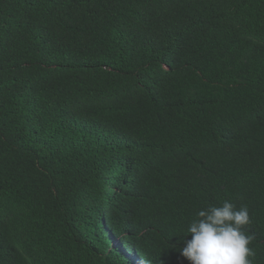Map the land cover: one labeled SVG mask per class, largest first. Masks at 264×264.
<instances>
[{"label":"trees","instance_id":"16d2710c","mask_svg":"<svg viewBox=\"0 0 264 264\" xmlns=\"http://www.w3.org/2000/svg\"><path fill=\"white\" fill-rule=\"evenodd\" d=\"M225 200L264 264V0H0V264H190Z\"/></svg>","mask_w":264,"mask_h":264},{"label":"clouds","instance_id":"9594fccd","mask_svg":"<svg viewBox=\"0 0 264 264\" xmlns=\"http://www.w3.org/2000/svg\"><path fill=\"white\" fill-rule=\"evenodd\" d=\"M197 217L183 233L191 238L179 249L190 264H253V236L244 231L251 223L247 207L237 208L225 200L219 206L199 210ZM142 264L152 261L143 257Z\"/></svg>","mask_w":264,"mask_h":264}]
</instances>
